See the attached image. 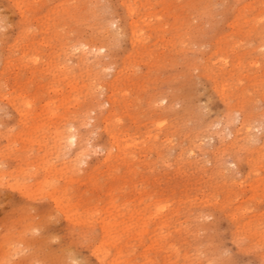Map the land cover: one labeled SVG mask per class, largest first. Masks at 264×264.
<instances>
[{
	"label": "rangeland",
	"instance_id": "374dc122",
	"mask_svg": "<svg viewBox=\"0 0 264 264\" xmlns=\"http://www.w3.org/2000/svg\"><path fill=\"white\" fill-rule=\"evenodd\" d=\"M0 264H264V0H0Z\"/></svg>",
	"mask_w": 264,
	"mask_h": 264
},
{
	"label": "bare ground",
	"instance_id": "6f19581e",
	"mask_svg": "<svg viewBox=\"0 0 264 264\" xmlns=\"http://www.w3.org/2000/svg\"><path fill=\"white\" fill-rule=\"evenodd\" d=\"M83 46L84 45H86V44H82ZM78 47V46H77ZM80 47H82V46H80ZM85 47V46H84ZM88 47V46H87ZM79 48V47H78ZM101 47H97V48H95V50H99ZM110 68V67H109ZM92 118V117H91ZM90 118V119H91ZM88 123V122H87ZM249 132V131H248ZM247 132V133H248ZM67 138H68V140H69V143L71 144H73L74 143V141H75V139H76V133L75 132H73V131H68V136H67Z\"/></svg>",
	"mask_w": 264,
	"mask_h": 264
}]
</instances>
